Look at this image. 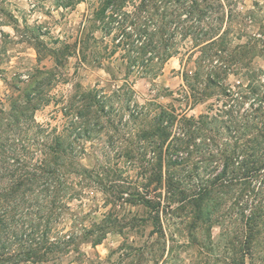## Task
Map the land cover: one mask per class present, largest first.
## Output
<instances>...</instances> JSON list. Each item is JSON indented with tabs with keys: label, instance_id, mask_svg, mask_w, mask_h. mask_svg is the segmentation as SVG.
Here are the masks:
<instances>
[{
	"label": "rangeland",
	"instance_id": "374dc122",
	"mask_svg": "<svg viewBox=\"0 0 264 264\" xmlns=\"http://www.w3.org/2000/svg\"><path fill=\"white\" fill-rule=\"evenodd\" d=\"M77 1L0 0V112L42 83L36 120L73 143L65 172L81 173L67 177L71 198L52 234L68 246L46 264H264V221L245 241L242 217V208L248 215L264 206V171L246 179L249 186L235 182L215 193L218 204L209 209L198 212L194 204L208 177L221 172L224 155L245 147V155L264 158V0H221L213 18L223 19L216 24L222 37L207 50L199 79L192 76L200 51L191 53L190 42L156 79L127 77L119 58L94 64L91 55L103 47L100 32L91 38L98 1ZM216 63L222 86L205 89ZM92 96L107 103L104 110ZM162 109L207 117L201 146H191L187 161L170 171L183 181L184 201L167 187L166 152L164 182H156L151 124ZM81 117L91 121L90 138Z\"/></svg>",
	"mask_w": 264,
	"mask_h": 264
},
{
	"label": "trees",
	"instance_id": "16d2710c",
	"mask_svg": "<svg viewBox=\"0 0 264 264\" xmlns=\"http://www.w3.org/2000/svg\"><path fill=\"white\" fill-rule=\"evenodd\" d=\"M97 1L90 16L91 38L96 40L93 35L100 32L103 38L98 43L103 47L98 45L91 55L92 60L101 66L104 60L119 58L126 66L127 77L156 79L162 74L165 64L186 50L190 42L191 53L200 51L197 71L192 76V79H199L206 64V55L211 56L207 50L213 52L222 37L216 24L223 19L213 18L223 9L221 0ZM83 2L86 0L77 1L78 4ZM85 45L82 46L83 62L87 60ZM217 64L212 65L208 73L205 89L222 86L217 80ZM185 77L189 85L191 77L187 74ZM41 85L39 83L23 103L13 105L9 112H0V264H46L51 256L64 249V243V246L69 243L64 242L63 237L53 239L52 234L56 232L58 218L68 208L66 201L71 198L72 187L67 177L81 173L80 170L65 172L67 161H72L71 157L75 156L73 143L58 134L56 129L50 130L49 126L36 120V112L43 100ZM130 89L127 91L130 92ZM233 95L231 90L227 93L229 97ZM90 101L101 106L102 110L107 106L95 96ZM206 119L203 115L198 118L179 117L175 111L162 109L151 124L152 135L158 139L153 143L154 149L160 156L156 182H164L162 156L166 152L170 158L166 163L170 169L166 178L167 187L180 194L182 201L185 198L183 181L170 171L187 161L188 155L184 157V154L191 146H201ZM79 120L83 134L90 138L91 121L83 117ZM261 145L256 144L258 147ZM241 149L240 153L224 155L221 172L209 176L195 193L194 204L198 212L218 204L219 197L215 193L230 189L237 185L235 182L249 186L250 181L245 182L246 179L260 177L258 175L264 171V158L247 156L244 154L245 147ZM243 199L237 200L240 202ZM242 210L247 227L245 241H248L258 221H264V206L262 210L251 211L248 215L245 209ZM251 222L253 227L248 224ZM245 243L244 247L248 246Z\"/></svg>",
	"mask_w": 264,
	"mask_h": 264
}]
</instances>
